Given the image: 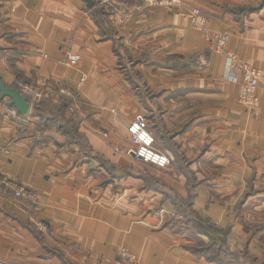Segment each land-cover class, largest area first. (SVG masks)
<instances>
[{
	"label": "crops",
	"instance_id": "1",
	"mask_svg": "<svg viewBox=\"0 0 264 264\" xmlns=\"http://www.w3.org/2000/svg\"><path fill=\"white\" fill-rule=\"evenodd\" d=\"M183 7L228 34L224 51L183 10L131 9L114 21L83 0H0V78L46 92L41 114L31 107L21 120L0 100V171L38 196L0 193L5 264H222L197 252L208 237L193 221L228 228L237 260L224 264H264V0ZM227 51L261 70L254 109L223 78ZM68 52L79 55L76 67L62 63ZM198 55L206 67L191 60ZM63 86L79 93L74 114ZM63 100L83 148L47 122ZM138 114L167 167L125 155Z\"/></svg>",
	"mask_w": 264,
	"mask_h": 264
},
{
	"label": "built area",
	"instance_id": "2",
	"mask_svg": "<svg viewBox=\"0 0 264 264\" xmlns=\"http://www.w3.org/2000/svg\"><path fill=\"white\" fill-rule=\"evenodd\" d=\"M183 2L184 0H93L94 5L106 12L114 21L123 20L130 13L131 9L160 8L165 11L183 10L189 20L190 26L199 30L203 37L211 42L213 51H224L229 40L228 34L210 30L208 18L198 8L184 9ZM225 54L226 60L223 68V78L239 85L238 104L247 110L256 108L259 105L257 85L262 75L260 68L239 59L231 51H227ZM191 60L195 61L197 68L207 66V60L202 55L191 58ZM79 61V55L68 52L65 54L62 63L67 67H76ZM84 80V76H81L77 87H81ZM16 87L27 99L29 108L46 96V92L27 81H17ZM59 94L70 100L67 105V111L72 114L76 113L79 93L67 86H63L59 89ZM8 113L15 120L23 118V115L19 114L14 107H8ZM126 129L131 142V146L125 151L127 157L152 164L159 168H165L169 165L170 159L168 155L154 147L155 138L148 129L147 120L144 115H136L127 125ZM0 193H9L15 200H24L30 203L36 202L38 198L34 189L25 186L16 178L1 171ZM39 227L42 231H46L47 229L45 223H40ZM121 255L127 259H132V256L126 251H123ZM0 264L5 263L0 259Z\"/></svg>",
	"mask_w": 264,
	"mask_h": 264
},
{
	"label": "trees",
	"instance_id": "3",
	"mask_svg": "<svg viewBox=\"0 0 264 264\" xmlns=\"http://www.w3.org/2000/svg\"><path fill=\"white\" fill-rule=\"evenodd\" d=\"M12 87L17 88L16 85H12ZM32 107L35 111V114H41L39 103H34ZM65 108L66 101L63 100L56 106V109L53 111V113L47 114L51 116V119L46 118L47 122L51 120L50 122L53 123L61 133L67 136L68 142L78 144L83 148L85 146L82 145H84L86 141L79 132L77 124H75L70 117L65 115ZM192 224L195 231L208 237V242L206 243L198 238L199 248H197V252L199 254L205 256L207 259H214L218 263L222 264L231 260H237L236 255L231 253L226 247L225 237L227 236L228 228H221L206 221H193Z\"/></svg>",
	"mask_w": 264,
	"mask_h": 264
},
{
	"label": "water",
	"instance_id": "4",
	"mask_svg": "<svg viewBox=\"0 0 264 264\" xmlns=\"http://www.w3.org/2000/svg\"><path fill=\"white\" fill-rule=\"evenodd\" d=\"M88 7L93 6V0H83ZM3 98L9 99V105L21 114L26 115L29 110L27 99L14 87L7 86L0 78V100Z\"/></svg>",
	"mask_w": 264,
	"mask_h": 264
}]
</instances>
